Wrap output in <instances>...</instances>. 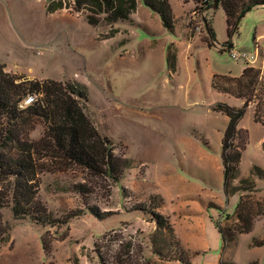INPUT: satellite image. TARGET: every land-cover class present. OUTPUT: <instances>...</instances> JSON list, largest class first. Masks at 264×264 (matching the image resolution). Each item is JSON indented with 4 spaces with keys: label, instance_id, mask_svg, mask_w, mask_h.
<instances>
[{
    "label": "rangeland",
    "instance_id": "374dc122",
    "mask_svg": "<svg viewBox=\"0 0 264 264\" xmlns=\"http://www.w3.org/2000/svg\"><path fill=\"white\" fill-rule=\"evenodd\" d=\"M169 1L177 16L175 32L165 29L160 17L143 3L133 14L136 24H108L102 14L94 16L102 21L92 25L85 18L91 14L72 11L68 0L52 13L46 0H0V60L5 71L28 79H73L87 85L88 114L95 127L114 138L112 148L118 157L132 161L123 179L115 182L41 151L37 158L43 155L38 161L46 170L38 180V199L57 217L81 215L52 226L29 218L16 220L10 209H4L3 218L12 226L7 240L0 243V264H177L153 256L154 223L134 209L155 193L166 201L176 240L199 252L192 264H218L222 257L236 264H264V245L253 246L254 239H264V217L224 251L212 222L213 218L224 228L234 227L242 194L225 193L221 136L227 117L212 106L217 100L237 107L243 102L210 85L213 73L241 74L247 61L234 58L231 51L252 53L256 32L262 36L263 51L264 7L245 14L231 50L214 47L183 53L179 73L172 74L166 60L168 46L176 41V47L186 51L189 38L202 41L208 33L192 25L199 23L193 17L201 16L204 0ZM204 10L216 40H226L222 6ZM251 65L260 69L264 90V54ZM239 124L249 135L239 167L241 178L249 176L254 164L264 168V126L253 120L251 106ZM44 128L39 120L11 126L0 115V154L17 156V143L38 141ZM7 131L15 141L6 139ZM204 140L209 147L203 146ZM255 181L256 190L243 194L250 195V201H262L264 179ZM79 183L83 194L73 188ZM87 207L107 215L97 218ZM227 214L232 217L227 219Z\"/></svg>",
    "mask_w": 264,
    "mask_h": 264
},
{
    "label": "trees",
    "instance_id": "16d2710c",
    "mask_svg": "<svg viewBox=\"0 0 264 264\" xmlns=\"http://www.w3.org/2000/svg\"><path fill=\"white\" fill-rule=\"evenodd\" d=\"M46 1V9L50 13L67 5L66 0ZM68 3L70 9L76 13H90L92 16L85 14V18L92 25H98L102 21L94 17L102 14L108 24L132 22L131 15L138 7V0H68ZM142 3L160 17L167 30L174 32L175 16L169 0H142ZM219 4L225 13L228 36L225 44H229L232 37L238 33L240 21L245 14L264 5V0H220ZM202 5V9L212 7L213 0L208 2L204 0ZM206 22L213 39L216 40L211 19L207 18ZM201 42L210 48L213 47L208 34ZM2 62L0 60V115L11 126L39 120L43 122L45 130L38 141H19L17 156L7 157L0 154V243L7 240L12 226L3 218L4 209H10L16 220L29 218L36 224L52 226H62L71 218L81 215L73 212L62 218L57 217L38 199L40 189L38 180L46 170L38 161L43 155L37 158L41 151L89 174L105 175L115 182L122 180L125 172L132 166L131 159L125 155L118 157L114 152L112 148L114 138L99 132L91 120L88 114L90 98L87 85L73 79L38 80L15 76L5 71ZM167 62L170 70L176 72L177 53L173 44L169 46ZM261 79L260 69L246 63L238 76L214 74L211 80L213 89L243 100L241 107L231 106L225 102H217L212 106L214 111L221 112L228 118L221 137L225 193L229 195L242 192L236 205L234 227L224 228L220 220L212 218L220 235L223 251L233 246L240 234L250 233L254 222L264 217V199L253 202L250 201V195L243 194L256 190L255 179H264V168L254 164L249 176L239 178V167L249 138L247 130L240 128L239 123L250 105H254V121L264 124V90ZM27 99L29 101L26 103ZM6 134L7 140L15 141L16 137L11 131H7ZM203 143L209 147L208 142ZM262 147L264 150V141ZM237 179L238 184H234ZM73 188L79 194L85 191L81 183ZM147 199L148 203L136 205L134 209L148 215L150 223H154L155 233L151 237L153 256L162 262L192 264V257L199 252L184 247L178 239L176 240L169 217L159 211L165 203L163 197L160 194H150ZM87 209L97 218L107 215L101 214L93 207ZM231 217L230 214L226 215L227 219ZM263 245L264 239H254L253 246ZM219 264L236 263L222 257Z\"/></svg>",
    "mask_w": 264,
    "mask_h": 264
},
{
    "label": "crops",
    "instance_id": "0c3cea01",
    "mask_svg": "<svg viewBox=\"0 0 264 264\" xmlns=\"http://www.w3.org/2000/svg\"><path fill=\"white\" fill-rule=\"evenodd\" d=\"M140 3H142V0L140 1V2H138V7L140 6ZM190 5V3H187L186 4V8L188 7ZM138 7H137V10L133 13V14H135V13H137L138 12ZM133 14L131 15V19H132V23H135L136 24V22L137 21H135V19H133ZM157 15V14H156ZM174 16H175V26L177 25V22H176V20H177V16L174 14ZM163 25V24H162ZM164 27V26H163ZM165 28V27H164ZM166 29V28H165ZM174 32H175V30H174ZM262 36L260 35V34H258L257 32H256V34H255V37H254V40L255 39H257V44H259L260 46H261V38ZM234 43L236 42V34L234 35ZM189 40V46H187V49H186V51L185 50H183L181 47H176V45H175V43L174 42H176V41H174L173 43H171L170 45H174L175 46V48H176V53H177V71L176 72H172V74H177V73H179V71H180V67H179V61L181 60V55L184 53H186V54H188V53H192L193 51H195V50H199V49H203V48H210V47H208V46H206L205 44H203L201 41H195V37L194 38H189L188 39ZM228 40V36H227V39L226 40H222L221 42L220 41H218V40H216V42L217 43H220V44H225V42ZM169 45V46H170ZM169 46H168V50H167V55H168V51H169ZM211 48H214V46L213 47H211ZM221 51V50H220ZM222 52V51H221ZM241 53H246V52H241ZM263 54H264V48H263ZM167 55H166V60H167ZM244 59V58H243ZM245 60V59H244ZM246 61V60H245ZM168 63V62H167ZM197 64H198V67L201 69L202 67H201V64H200V62H198L197 61ZM246 65V64H245ZM245 68V66L243 67V69ZM214 75V73L212 74V76ZM211 80H212V77H211ZM210 85H211V81H210ZM211 88H212V86H211ZM213 89V88H212ZM214 91H216V92H218V93H222V92H219V91H217V90H215V89H213ZM222 94H224V95H229V94H226V93H222ZM229 96H232V95H229ZM234 97V96H233ZM237 98V97H236ZM238 99H240V98H238ZM242 102H243V100L242 99H240ZM217 102H221L220 100L218 101H216V103ZM230 105V104H229ZM232 106V105H231ZM252 108H253V120H254V105H250ZM237 107V106H236ZM221 113V112H220ZM223 114V113H222ZM225 115V114H224ZM226 116V115H225ZM227 117V116H226ZM227 121H228V118H227V120H226V123H227ZM256 123H259V122H256ZM259 124H261V123H259ZM262 126H264L263 124H261ZM225 126H226V124H225ZM239 127H240V124H239ZM240 128H242V127H240ZM244 129V128H243ZM222 137V136H221ZM204 141H206V140H204ZM263 141H264V135H263V138H262V143H263ZM207 142V141H206ZM203 146H204V143H203ZM222 175H223V173H222ZM155 194H158V193H155ZM163 199H164V197H163ZM164 206H162L161 208H159V211L161 212V213H163V214H165V215H167L168 217H169V219H170V221H171V223H172V225H173V222H174V220L172 219V217H171V215H170V213H169V210H168V208H167V206H166V201H165V199H164ZM213 222V221H212ZM213 225H214V223H213ZM173 227H174V225H173ZM214 228H215V226H214ZM215 230H217L216 228H215ZM218 232V231H217ZM219 234V233H218ZM220 236V235H219ZM181 242V241H180ZM182 243V242H181ZM189 249V248H188ZM190 250H191V248H190ZM200 250H203V249H200ZM218 264H219V262H218Z\"/></svg>",
    "mask_w": 264,
    "mask_h": 264
},
{
    "label": "built area",
    "instance_id": "2783aa9c",
    "mask_svg": "<svg viewBox=\"0 0 264 264\" xmlns=\"http://www.w3.org/2000/svg\"><path fill=\"white\" fill-rule=\"evenodd\" d=\"M205 1L208 2L209 0H205ZM201 11H202L201 12L202 14H201L200 17L197 16V15H195L193 17L194 20H196L197 18H199V23L197 21V23H198L197 25H194L192 23V25L195 27V29L197 31L200 30L201 28H204L205 29L206 28V19L207 18H210L209 16H207L205 14L206 11L204 9H202ZM259 46L260 45L257 44V46H255L254 51L252 53H241V52L231 51V54H232V56L234 58L241 57V58H244L247 61V63L254 64L260 58V53L262 51Z\"/></svg>",
    "mask_w": 264,
    "mask_h": 264
},
{
    "label": "water",
    "instance_id": "95a60500",
    "mask_svg": "<svg viewBox=\"0 0 264 264\" xmlns=\"http://www.w3.org/2000/svg\"><path fill=\"white\" fill-rule=\"evenodd\" d=\"M219 3H220V0H213L212 9L213 10L217 9L218 6H219ZM261 7H264V5H261ZM206 31H207L208 35L210 36V40H211L212 45L214 47H216L218 50H221L222 52H224V51H229V50H231V48L234 47L235 43H234V38L233 37L229 41V44L217 43L216 40H214L212 35H211L210 28H209V25H208L207 22H206Z\"/></svg>",
    "mask_w": 264,
    "mask_h": 264
}]
</instances>
